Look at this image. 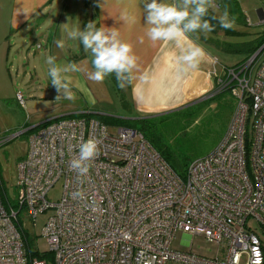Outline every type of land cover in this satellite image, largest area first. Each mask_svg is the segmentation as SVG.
<instances>
[{
  "label": "built area",
  "instance_id": "obj_1",
  "mask_svg": "<svg viewBox=\"0 0 264 264\" xmlns=\"http://www.w3.org/2000/svg\"><path fill=\"white\" fill-rule=\"evenodd\" d=\"M262 53L264 45L214 74L235 108L218 146L193 160L184 175L136 128L110 132L96 118L71 116L32 132L16 166L15 200L2 192L0 179V264H48L49 255L53 264H264L258 234H264ZM16 101L25 107L19 92ZM90 137L100 141V150L80 183L69 164ZM10 139H0V146ZM60 180L61 197L51 203L47 194ZM78 190L86 199L73 197ZM50 209L40 234L48 251L32 252L19 214L36 221ZM179 231L218 244L219 253L206 258L174 249Z\"/></svg>",
  "mask_w": 264,
  "mask_h": 264
},
{
  "label": "rangeland",
  "instance_id": "obj_2",
  "mask_svg": "<svg viewBox=\"0 0 264 264\" xmlns=\"http://www.w3.org/2000/svg\"><path fill=\"white\" fill-rule=\"evenodd\" d=\"M236 1L238 10L234 12L229 10L221 0H214L216 7L211 9L219 17L227 8L230 17H235L234 29L226 30L218 26L215 31L203 33L205 36L203 38L200 34L197 35L204 44L213 48L219 63L226 67L234 66L244 58L238 43L255 40L264 34V0ZM90 5L92 6V2ZM88 11V16L85 17L90 22L91 12ZM247 19L250 24L246 23ZM17 48L21 51L19 55L16 52ZM10 49L9 61L13 63L12 79L16 84V89L24 95L26 102L25 110H20L14 102H11L10 106L5 107L0 115V127L2 128L0 139L7 140L12 137L0 146L1 187L2 192L11 201L15 200L18 195L16 166L28 151L29 136L33 132L30 127L56 116H64L62 115L64 110H71L70 107L93 109L92 117L102 121L110 132H116L120 127H133L140 130L179 175L185 174V170L193 160L208 155L218 146L228 127L227 115L235 108V99L232 94L229 91L220 90L215 81L214 96L211 98H205L201 102L202 99L192 101L188 103V106L173 113L155 116L144 122L133 121L127 108L122 104L123 100L127 104L129 101L121 94V88L108 78L102 83L111 97L109 99L112 101L111 104L98 103L94 107L90 106L87 95L75 90H71L75 96L74 100L65 99L63 95L56 99L59 93L50 84L48 76L50 66L46 63V59L49 56H54L56 59L58 57L46 51V41L38 37L29 38L23 47L12 46ZM14 56H21V58L14 60ZM64 56L69 55L65 53ZM217 69L220 71V66H217ZM89 82L92 81L89 80ZM90 86L94 88V85L90 84ZM28 90L33 92L34 97L31 100L27 96ZM123 92L126 94V89H123ZM95 110L105 111L108 114L101 116ZM112 116L124 118V121H114ZM62 183V180L58 181L49 190L47 199L51 203H57L60 199ZM53 212V209L48 210L39 215L36 221L29 218L25 211L19 214L30 251L41 254L48 251V244L40 234ZM258 234L264 239V234L260 229H258ZM172 247L177 250H189L197 256L206 258H214L219 253L218 244L206 241L201 235L187 237L181 231L175 234ZM50 256L48 264H53Z\"/></svg>",
  "mask_w": 264,
  "mask_h": 264
},
{
  "label": "crops",
  "instance_id": "obj_3",
  "mask_svg": "<svg viewBox=\"0 0 264 264\" xmlns=\"http://www.w3.org/2000/svg\"><path fill=\"white\" fill-rule=\"evenodd\" d=\"M143 3L144 0H0V115L11 102H14L20 110H25V107L22 108L16 101V93L21 92L16 89L11 75L13 63L9 61V57L12 46L23 47L29 38L38 37L46 41L48 53L57 55L58 64L76 62L81 68L91 70L90 55L84 51L83 45L78 39L73 40L67 36V32L74 26L78 25L81 30L86 27L87 10L91 12L90 21H94L97 27L101 25L115 27L121 33L122 39L133 45L141 71L146 73L145 78L136 84L135 91L132 86L124 88L126 94L123 89L120 90L129 101L127 111L130 118L149 119L173 113L188 106L192 101L202 99L201 102L205 98L213 97L214 74L222 75V68L226 66L219 63L213 48L204 44L199 36L197 37L199 34L202 38L205 37L204 32L197 31L189 35L190 39L204 48L208 58L202 63L199 71L180 75L171 63L169 56L173 48L171 44L160 43L153 46L146 37L144 43H140L144 29ZM5 12L8 13V17L7 13L4 15ZM123 15L130 18L128 22L122 20ZM133 17L134 23L131 22ZM57 40L64 41V48L56 46ZM16 52L18 55L21 53L18 48ZM65 53L69 56L65 57ZM20 58L21 56H14L13 59ZM217 66H220V71ZM69 76L71 90L87 95L85 97L90 106L94 107L98 103L111 104L112 101H109L111 97L103 83L89 82L84 72L70 73ZM107 78L119 87L114 74L105 79ZM90 84L94 85L93 89ZM27 93L31 100L34 97L33 92L28 90ZM22 97L24 99L23 94ZM69 109L71 110H64L62 114L64 116L47 119L30 129L58 118L80 115L92 117L91 111H94L90 108L70 107ZM95 111L100 112L97 114L101 116L108 114L101 110ZM232 114L233 110L227 115V126ZM0 131H2L1 127Z\"/></svg>",
  "mask_w": 264,
  "mask_h": 264
},
{
  "label": "clouds",
  "instance_id": "obj_4",
  "mask_svg": "<svg viewBox=\"0 0 264 264\" xmlns=\"http://www.w3.org/2000/svg\"><path fill=\"white\" fill-rule=\"evenodd\" d=\"M215 7L214 0H144V29L140 43H144L146 37L153 46L160 43L171 44L173 48L169 56L178 74L188 75L199 71L208 54L202 46L190 39L189 34L197 31H215L213 20L217 21L222 29L235 27V17H230L227 8L219 17H209V10ZM129 19L127 15L122 16L125 22ZM131 22H135L134 17ZM67 36L73 40L78 39L83 45L84 51L90 55L91 70L81 68L76 62L58 64L56 57H47L50 84L59 93L56 99L61 95L68 100L75 99L70 88V73L84 72L88 80L96 83H102L106 77L114 74L121 89L132 86L133 91L136 84L145 78L146 73L141 71L133 45L123 40L115 27H97L94 21H90L83 30L78 25L74 26L67 32ZM55 43L61 49L65 46L63 40H57ZM99 145L98 139L90 137L79 145L78 156L70 161L69 168L76 173L80 183H84L88 177L99 154ZM73 197L86 199L83 190L74 192ZM91 203L94 205L95 201L92 200Z\"/></svg>",
  "mask_w": 264,
  "mask_h": 264
},
{
  "label": "trees",
  "instance_id": "obj_5",
  "mask_svg": "<svg viewBox=\"0 0 264 264\" xmlns=\"http://www.w3.org/2000/svg\"><path fill=\"white\" fill-rule=\"evenodd\" d=\"M223 2V4L231 11H237L238 10V4H237V1L236 0H221ZM212 15H215L214 12L210 9L209 10V17L212 16ZM216 16V15H215ZM212 23L214 25H216L215 28H217L219 25L217 23V21L213 20ZM212 41V40H211ZM237 45H240L241 47V52H243L244 54V58L241 60V61H244L246 59H248L251 55H253L262 45H264V34L260 35L258 38H256L255 40H252V41H249V42H246V43H238ZM240 61V62H241ZM122 104L125 108H129L128 107V104L125 100L122 101ZM80 116H85L87 117V115H80ZM106 118H110V117H106ZM105 118V119H106ZM114 121H124V118H119V117H113ZM141 121V122H144L146 121L147 119H141V118H134L133 121ZM44 123L41 125L43 126ZM40 126V127H41ZM39 127H35V128H32V131L34 132L36 129H38ZM133 128V127H132ZM140 131V130H139ZM146 138V137H145ZM165 160L166 158L164 156H162ZM167 161V160H166ZM168 162V161H167ZM169 163V162H168ZM170 165V164H169ZM171 166V165H170ZM172 167V166H171ZM33 256H35V253H32Z\"/></svg>",
  "mask_w": 264,
  "mask_h": 264
}]
</instances>
